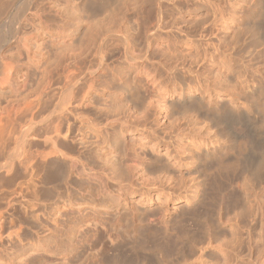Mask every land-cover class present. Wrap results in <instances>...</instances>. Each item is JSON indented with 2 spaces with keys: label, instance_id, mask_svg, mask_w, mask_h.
Here are the masks:
<instances>
[{
  "label": "rangeland",
  "instance_id": "1",
  "mask_svg": "<svg viewBox=\"0 0 264 264\" xmlns=\"http://www.w3.org/2000/svg\"><path fill=\"white\" fill-rule=\"evenodd\" d=\"M27 1L31 2L30 8L23 14L24 17L19 19V10ZM175 1L187 2L192 6L179 7L173 5ZM201 1L203 0H19L17 3L20 2V9L17 11L16 6V10L12 7L9 15L3 16L5 18L2 19V26L0 25V35H5L2 37L1 55L4 60L14 58L18 61V79L15 77L10 87L0 91L3 92L0 93V196L6 194L8 199L10 198V206L6 208L4 215L5 245L0 244V264H264V0H259L260 7L256 4L257 0H230V7L222 5L230 10L223 11L225 20L221 22L216 21L213 16L205 17L209 10L200 11L195 8ZM157 2H160V8L162 7L158 31L152 27L156 20ZM15 25L17 34L14 36ZM176 27H179L181 32ZM222 27L228 31L223 44L229 46L222 54L226 56L221 57L230 63L229 74L216 80L214 76L220 70L218 67L213 71L204 72L203 77L199 79L204 87L196 92L199 98H203L204 104L196 109L192 107V111L185 114L189 117H199L201 122V112H215L212 115L218 118L219 122L225 123L227 127L232 125L229 128H233V125L235 128L239 126L245 133L243 135L241 131H236L241 135L239 140L238 135L234 134V137L232 132H229L232 137L228 136L229 140H226V137L220 135L217 127L213 128L210 122L203 121V124L199 122L195 126L183 127L185 133L180 135L182 138L179 135L173 138L176 133L171 130L172 126L165 125L173 122L179 114H173L165 125L161 116L172 114L169 101L171 98H178L179 90L174 87V83L168 84L166 90L161 93L163 100L167 102L166 105L154 104L148 107L150 101L152 103L159 98V90L155 86L145 84L148 74L154 72L148 70L146 75H138L129 70V60L126 58L129 56L128 52L134 51L133 55L140 54L141 51L146 52L145 59L149 62L146 60L147 62H144L148 65L142 64L148 67L149 63L152 66V62L156 63L159 59L166 62L159 54L165 52L172 42L170 39L176 37L173 43L176 52L193 53L191 58L183 61L187 65L195 52L197 55L204 50H209V54L213 52V49L206 45V41L214 35L211 36L210 31L215 29L213 33H216V29ZM203 29L207 35L201 32ZM152 33H157V38L150 44L147 36L150 37ZM186 33L191 39L185 36ZM200 34H203L202 37ZM17 36L29 40V60L21 51L15 38ZM144 48L147 51L143 52ZM194 50L196 51L193 52ZM153 52L154 54H151ZM139 54L136 56H140ZM148 54L153 56L149 57ZM198 59L200 60V57ZM198 59L194 58L196 65H205V62L209 65L207 58L199 62ZM75 61L82 65V68L79 67L82 73L79 71V78L73 80L69 66ZM174 64L176 65V62ZM196 65L195 67H200ZM90 85L92 88L89 90V98L94 110L81 112L91 118L94 112H100L103 117L108 118L112 141L108 142L104 133H91L86 134L87 145L91 148H104L110 144L113 148L117 142L119 148L115 150V157L120 159L119 161L125 158L121 155L124 148L129 153L124 164L132 161L135 154L144 155L150 148L153 152L161 150L160 152L164 153L167 149L175 154L179 139L188 144L186 139L192 138L191 140L212 146L230 145L233 140L231 144L236 145H233L232 152L223 159L224 163L222 161L223 165L220 163L219 167L215 162V166L209 162L205 164L206 168L203 167V172L196 173L197 170L194 169L200 162L192 156L177 165L178 173L174 175V180L170 181L171 187L168 186L173 191L170 199L153 187H150L147 194H142L139 187L147 176L139 178L133 172V181L123 189L126 193L119 202V193L117 188L112 186V179L118 176L121 170H117V166L112 162H107L106 155L98 156L96 166L100 169L96 168L97 173L86 177L68 168V162L52 159L51 153L49 154L51 147L48 143L53 136L54 119L63 107L62 100L73 101ZM124 88L131 89V95L127 94ZM40 94L41 104L39 103L36 109L30 114L27 112L14 117L11 105L16 102L21 104L25 98L33 99ZM256 101L261 105L256 106ZM135 102H138L137 106L139 104L138 109ZM132 103L136 109L132 107ZM225 105L233 109V113L222 111V106ZM145 112L156 116V122L150 121L147 126L163 137V144L154 138L146 139L133 117L131 122L137 126L134 125L135 127L128 130L121 131L117 121L115 122L123 113L140 116ZM227 113H230V116ZM235 114L236 117L233 116ZM72 119L69 124L73 127V135L67 140L66 150L72 145L76 151L69 147L68 150L74 154L69 153L78 158V150L81 151V145L76 138L78 129L83 134L90 129L87 130V127H82ZM131 122L129 124H132ZM66 127L67 125L63 124V128ZM140 138L142 141H139ZM228 141L230 142L227 143ZM193 149L185 150L184 155L187 156L189 152L193 154ZM21 154L25 156L23 161ZM89 157L86 155L80 157V160L84 161ZM58 165L63 166L64 169L61 170L66 173H63L66 178L62 176V179H65L61 185L55 181ZM123 184L127 185L126 182ZM129 188L130 193L127 192ZM17 193L21 202V217L18 218L21 219L13 215V198ZM187 196L193 198L187 200ZM66 199L77 203H72L69 213L63 209V201ZM185 203L188 211L179 216L180 219L172 216L178 211V206ZM157 204L160 205L164 219L166 218L163 224L148 221L149 218H157L154 214L140 217L139 207L153 208ZM93 205L99 208L94 209ZM55 207L59 209L57 213ZM106 207L110 209L107 212L104 211ZM94 210L99 214L95 215ZM55 219L58 221L56 228ZM91 223L95 224L96 228H109L110 236L105 232H95V226L84 232L83 236H79L77 228L84 231ZM19 224L22 231L20 246L17 240L8 238V233L14 231Z\"/></svg>",
  "mask_w": 264,
  "mask_h": 264
},
{
  "label": "bare ground",
  "instance_id": "2",
  "mask_svg": "<svg viewBox=\"0 0 264 264\" xmlns=\"http://www.w3.org/2000/svg\"><path fill=\"white\" fill-rule=\"evenodd\" d=\"M19 0H0V25H1V22L3 21L2 19L5 18L3 16H5V14H8L10 8L13 7V9L15 8L16 10V7L18 8L17 11L20 9V2L17 3ZM161 2V1H160ZM160 2H157L155 5L157 6V15H156V20H155V23L153 24V29L156 28L155 30H157V28L159 29V21H160V15H161V3ZM173 2V1H172ZM172 2H171V7H172ZM230 3V0H203L201 2H198L196 4L197 6L195 7L196 9L198 10H209V13L207 12L206 15H204L205 17H208V16H213V18L218 21V22H221V21H224L225 20V16H224V13L223 11H227V10H230L229 8L227 7H230L231 5L229 4ZM25 5L23 6V8H21L19 10V14L18 16L20 15V18L23 16V14L25 15V13L29 10V6L31 5V2L30 1H27L26 3H24ZM223 4H226L227 7L225 6H222ZM257 5L259 3V0H257ZM20 5V6H19ZM173 5H176V6H181V5H184V6H187L188 3L187 2H174ZM258 5V6H259ZM16 6V7H15ZM163 6V5H162ZM190 6H192V4L189 3V5L187 6V8H189ZM194 6V5H193ZM183 7V6H182ZM260 7V6H259ZM176 9V7H174ZM193 8V7H192ZM191 8V9H192ZM180 9V8H178ZM186 9V8H184ZM12 10V9H11ZM13 10V11H15ZM194 10V9H193ZM11 11V12H13ZM189 11V10H188ZM195 11V10H194ZM16 12V11H15ZM17 13V12H16ZM12 13H10L11 15ZM9 15V14H8ZM13 15H14V12H13ZM11 15V16H13ZM17 15V14H15ZM253 15V14H252ZM7 16V15H6ZM9 16V17H11ZM8 17V18H9ZM24 17V16H23ZM22 17V18H23ZM16 18V17H15ZM5 20V19H4ZM7 20V19H6ZM11 20V19H10ZM16 20V19H15ZM162 20V19H161ZM9 21V19H8ZM13 21V20H12ZM19 21V20H18ZM15 22V21H14ZM5 23V22H3ZM2 23V24H3ZM203 24V23H202ZM13 25V24H12ZM2 26V25H1ZM0 26V27H1ZM4 26V24H3ZM11 26V25H10ZM161 26V25H160ZM201 26V25H200ZM203 26V25H202ZM14 27V26H13ZM204 27V26H203ZM185 28V27H184ZM201 28V27H200ZM256 28V27H255ZM2 29V28H1ZM8 29V28H7ZM14 36L17 34V27L15 25L14 27ZM177 29V27H176ZM188 29V28H187ZM186 29V30H187ZM192 29V28H191ZM190 29V30H191ZM196 29V28H195ZM208 29V28H207ZM258 29V28H257ZM6 30V29H5ZM10 30V29H9ZM151 30V29H150ZM149 30V31H150ZM155 30H151V31H154ZM179 30V27L178 29ZM183 32H184V29H182ZM185 30V32H187ZM189 30V29H188ZM206 30V29H205ZM1 31V30H0ZM158 31V30H157ZM180 31V30H179ZM195 31V30H193ZM192 31V32H193ZM210 30H208L209 32ZM215 31V29H213L212 31H210V35L212 36V38L210 37L205 43L206 45L209 47H211L213 49V52H211L209 54V50L208 48H206V50L208 51H203V53H200L199 52V55H197V52H195L196 50H194L193 52L194 53V56L192 57V59H190L191 61H189L187 65H185L183 63L186 62V58H191V54L193 53H180V52H176L174 50V46H173V43H174V39L176 38H171L170 40H172V42L169 43V45L167 46L165 52H163L162 54H159L161 57V59H165L166 62H162L163 60H160L158 62H152V66H150V63H149V67L148 66H145L146 64L148 65V63H146L147 61L149 62V60L145 59L146 57V52L145 53H142V51L140 52V56H136L138 54H135L133 55L134 51L132 52L129 51L128 53V58L127 60H129V64H128V68L129 70H132L134 72H136L138 75L140 74H147V71H152L154 72V74H148L149 76H147V78L145 79V84L146 85H150V86H155L158 90H159V93L157 96H159V98L156 99V101H153L152 103L149 102L150 105H148V107L154 105V104H165L166 105V100H163L162 98V94L165 90H166V87L168 86V84H172L174 83V87H177L176 89L179 90V96L177 99L175 98H171V100L169 101L170 102V110L172 112V114H164L161 116V118L165 121L164 125L167 123H169V121L171 120V116L173 114H179L178 118H175L173 120V122H171L169 125H165V126H169L171 127V130L173 131V133H176L173 138L176 136L178 137V135H183L184 132V128L183 127H187L188 126H195L197 125L200 121L198 120L199 117H189L187 116L185 113H187V111H190L191 109H193L192 107H194L196 109V107H200V105H203L204 104V100L203 98H199L197 95H196V92H198L199 89L202 88L203 84L201 83L200 84V78L203 77L204 75V72H209V70H215V67H218V69H220L219 71L216 72V75L214 76V79H221L222 77L224 76H227L229 73H228V70L230 69V63H228L227 61H225V54H223V51H227L228 49V44H223V40L225 38V36L228 34V31L226 29H224L223 27L221 29H216V33H213ZM9 32V31H8ZM11 32V30H10ZM13 32V30H12ZM181 32V31H180ZM191 32V31H190ZM190 32H188L190 34ZM201 32H204V29L201 31ZM2 33V32H0ZM194 33V32H193ZM198 33V32H197ZM200 33V32H199ZM206 33V32H204ZM12 34V33H11ZM157 34V33H156ZM156 34L155 33H152L151 36H147V41L149 40L150 44L151 41L156 37ZM179 34V32H178ZM181 34V33H180ZM184 34V33H182ZM192 34V33H191ZM195 36L196 33H194ZM2 35V34H1ZM0 35V91L5 89L6 87H10L14 82V79L15 77L18 75V61H15L14 58H8V60H4L3 56L1 55V48H2V43H3V39L2 37L5 35L3 34V36L1 37ZM150 35V34H149ZM201 35V34H200ZM199 35V36H200ZM203 35V34H202ZM201 35V37H202ZM204 35H207L204 34ZM186 37H189V35L186 33L185 34ZM194 36V37H195ZM179 36H177L178 38ZM192 37V36H191ZM206 38V36H203ZM208 37V36H207ZM4 38V37H3ZM17 39V43L20 44V49L22 52H24L26 54V57L27 59L29 60V54H30V42L29 40L26 38V37H15ZM190 38V37H189ZM189 38H186V39H189ZM191 39V38H190ZM154 41V40H153ZM152 41V42H153ZM146 42V41H145ZM204 42V41H203ZM148 43V42H147ZM193 43V42H192ZM176 45V44H175ZM203 45V44H202ZM206 45H204L206 47ZM224 45V47L222 46ZM147 47V46H146ZM178 47V46H177ZM196 48V47H195ZM223 48V49H222ZM224 48H226L224 50ZM210 49V48H209ZM128 50V48H127ZM130 50V49H129ZM147 51V49L144 48L143 52L144 51ZM148 50H149V47H148ZM162 50V49H161ZM200 50V48H199ZM154 51V50H153ZM201 51V50H200ZM127 52V51H126ZM130 52H132V54H130ZM151 52V51H150ZM149 52V53H150ZM161 52V51H160ZM142 53V54H141ZM156 53V52H155ZM151 54H154L151 53ZM151 54H148L151 55ZM20 55V54H19ZM127 55V53H126ZM224 56V57H221ZM153 56V55H151ZM200 57V60H204L203 58H207V62L209 63V65L207 64L206 65V62H205V65L202 63L199 64V65H196V61H194V58H196V60L198 59V57ZM135 57H137L135 59ZM150 57V56H149ZM147 57V58H149ZM156 57V56H155ZM202 57V58H201ZM217 57H220L219 59ZM153 58V57H151ZM155 59V58H153ZM157 59V58H156ZM147 60V61H146ZM198 59V62L200 61ZM142 61V62H141ZM146 61V62H144ZM154 61V60H153ZM179 61V62H178ZM82 62V61H81ZM151 62V60H150ZM176 62V65L173 63ZM177 62H178V65H177ZM197 62V64H198ZM142 63H146L145 65L142 64ZM155 63V64H154ZM83 64V63H82ZM196 66H200V67H195ZM79 67L82 68V65H80V62H73L72 64H70L69 66V73L71 74V78L73 80L75 79H78L79 78V71L81 70ZM196 69H195V68ZM80 69V70H79ZM148 71V72H149ZM81 72V71H80ZM79 73V74H78ZM82 73V72H81ZM83 77V76H82ZM16 79H18L16 77ZM142 79V78H141ZM204 81L207 82V78L204 77ZM17 83V82H16ZM75 83V82H74ZM77 84V83H75ZM49 85V83L47 84ZM136 85V84H134ZM137 86V85H136ZM149 86V87H150ZM204 87V86H203ZM92 88V86L90 85L88 87V89L83 92L82 95H80L79 97L77 96L76 98H74L73 101H71L70 99H64L62 100V106L61 107V111L59 113V115L56 117V119H54V123H53V130H52V138L50 139V147H51V152H49V154L51 153V156H52V159L56 158L57 160H61V162H68L69 163V167L70 169L72 170H75L77 171L78 175L82 174L86 177H92L94 176L97 172H96V163H97V160H98V156L99 155H106V160H108L107 162H112L113 165H116L117 166V170H121V173L118 175V176H114V179H112L113 183H112V186L116 187L117 188V192L119 193L118 194V197L117 199L119 200V202L121 201V199L124 197V194L126 193L125 190H123L125 187H128V185L130 184V182L133 181V176L131 175L133 172V174H136L140 177H146L144 178V180H142V184H140V187H139V190L141 191L142 194H147L150 189V187H153L154 189H159L161 192H163L165 194V197L168 199L172 198L173 196V191L172 189L170 188L171 185H170V181H172V179L174 180V175L176 173H178V170H177V165H179L180 163L184 162V161H187L189 159H191V156L194 158V160H197V162H200V164L198 166H196V168L194 169L197 172H203L204 171V168L205 167V164H208L210 162L211 165L215 166L214 165V162L215 164L218 165L219 167V164L221 163L222 164V161L224 158H226L230 152H232L233 150V145L235 144H231L233 142V140L231 139L232 136H234V134L238 135V138H239V131H241V134L244 135V133L242 132L243 130H240L238 127H234L233 125V128H229L227 127V125L225 123H221V121L219 122V119L218 118H214L212 114L214 113H210L208 110L206 111H203L201 112V114L199 115L201 120L205 121V122H210L212 127H217V129L219 130V133L221 136H223L224 138L226 137V140L228 139L229 140V137L228 136H231L230 139L232 140V142L228 141L227 143H229L230 145H224V144H219V145H210V144H207L205 142H196L193 140H191L192 138H187L186 140L188 141V144L187 142H184L183 139H179L178 142H179V145L177 146V149L175 151V154H173L172 152L168 151L166 149V151L164 153H161L159 151H151V148L149 149V151H146V153L144 155H139V154H135L134 156V159L132 161H130L129 163L127 164H124V162L126 163L127 162V158L129 156V153H128V150L124 148V150H122L121 152V155L125 158H123L121 161H119L120 159L116 158L115 157V150L119 148V145L117 144V142H115V146L113 148H111V145L108 144L107 147L105 146L104 148L103 147H97L95 146L94 148H91L90 145H87V135H91V133L93 134H96V135H99L101 133H104L107 138V141L110 142L112 141L111 140V132H110V128L109 127V124H108V118L106 117H103V115L100 113V112H94L93 113V118L89 117L88 115H86L85 113L81 112L82 111H93L94 108L91 107V98H89V93H90V89ZM125 89V92L127 94H130L131 95V89H127V88H124ZM136 89V88H135ZM134 90V89H132ZM152 90V89H151ZM157 91V90H156ZM174 91V90H173ZM0 93H3V92H0ZM2 95V94H1ZM129 95V97H130ZM40 96V97H39ZM34 97V96H33ZM36 97V96H35ZM33 98V99H24L23 102L21 104H16L14 105V107H12L13 105H11V110L10 112L13 113L14 117L18 115L20 116L21 114H25V113H29L31 111H33V109H36L39 105V103L41 104V94L38 95V97L36 98ZM125 97V96H124ZM132 97V96H131ZM130 97V98H131ZM143 97V96H142ZM202 97V96H201ZM2 97H0L1 99ZM129 98V100H130ZM139 99V98H138ZM146 99V98H145ZM144 99V100H145ZM148 99V98H147ZM149 99H152V98H149ZM144 100L142 102H144ZM136 101V100H135ZM141 101V100H140ZM141 102V103H142ZM168 102V103H169ZM131 103V102H130ZM133 103H134V100H133ZM132 103V107L135 108L134 104ZM136 106H137V103L138 102H135ZM256 106H259L261 104H259V102L256 101ZM249 104V103H248ZM9 105V106H10ZM3 106V105H2ZM16 106V107H15ZM139 106V104H138ZM138 106H137V109H138ZM141 106V105H140ZM207 109L206 106H203ZM264 107V106H263ZM1 108V107H0ZM202 108V107H201ZM204 108V109H205ZM223 110L222 111H226L228 110V112L230 113H233V109H231L228 105H225V106H222ZM197 109H200V108H197ZM2 110V109H1ZM9 110L8 113H9ZM192 111V110H191ZM195 111V110H194ZM202 111V110H201ZM232 111V112H231ZM235 111V110H234ZM5 112V111H4ZM251 112V111H250ZM230 113H227V115H229ZM235 113H237L235 111ZM10 115V114H9ZM134 114H128V113H123L121 115V117L118 118V120H115V122L117 123L119 129L121 131L123 130H128L129 128H133L135 126H137V124H133V122H131V118L133 117V120H135L136 123H138V126L137 127H140L139 129L142 131V133L145 135V138H154L155 140L158 141V143H162L163 144V137H160L159 134L157 133V131L155 129L152 130V128L148 127L147 124H149V122H156L155 121V118L156 116L153 115L152 113H143L141 114L140 116H133ZM212 115V117H211ZM232 115V114H231ZM7 116V115H6ZM155 116V117H154ZM230 116V115H229ZM236 117V114L233 115ZM247 116V115H246ZM8 117V116H7ZM13 117V116H12ZM15 117V118H17ZM22 117V116H21ZM25 117V116H24ZM235 117H233L235 119ZM23 118V117H22ZM74 119L75 121H77L79 124L82 125V127H87L86 129H90L89 131H87L85 134L81 133L80 130L78 129V132L79 134L77 135V139H78V142L79 144L81 145V151L78 150V152L80 153V156L77 158H74L72 157V154L70 153H73L74 154V147L71 145L69 146L71 150H73L72 152H70L69 147L67 148L66 150V147H67V144H68V141L70 139V136L73 135L71 134L72 133V128L71 125L69 124L70 120L71 119ZM220 118V117H219ZM229 118V117H227ZM250 118V117H249ZM21 119V118H20ZM72 119V120H73ZM218 119V120H217ZM18 120V119H17ZM73 120V121H74ZM240 120V119H239ZM138 121V122H137ZM203 121L202 124L204 123ZM226 121V120H225ZM254 121V119H253ZM11 122V120H10ZM112 122V121H111ZM113 122V124L115 123ZM129 122H131L133 124H129ZM200 122V123H201ZM229 122V121H228ZM9 123V122H8ZM110 123V121H109ZM241 123V122H239ZM243 123V122H242ZM247 123V122H246ZM252 123V122H251ZM63 124H66L67 127L66 128H63ZM73 124V123H72ZM112 124V123H110ZM152 124V123H150ZM236 124V123H235ZM6 125V124H5ZM4 125V126H5ZM12 125V124H11ZM131 125V126H130ZM135 125V126H134ZM206 126V124H204ZM7 126V125H6ZM5 126V127H6ZM254 126V125H253ZM1 127V126H0ZM112 127H114L112 125ZM211 127V126H210ZM11 128V127H10ZM206 128V127H205ZM243 128V126H242ZM259 128V127H258ZM3 129V128H2ZM114 128H112L113 130ZM160 129V128H159ZM209 129V128H208ZM245 129V128H244ZM6 130V129H5ZM115 130V129H114ZM113 130V131H114ZM4 131V130H3ZM82 131H83V128H82ZM86 131V130H85ZM236 131H238L239 133L237 134ZM245 131V130H244ZM229 132H232L231 135L229 134ZM4 133V132H3ZM81 133V134H80ZM251 133V132H250ZM256 133V132H255ZM92 134V135H93ZM1 135V133H0ZM214 135V134H213ZM4 136V135H3ZM7 137V135H5ZM115 136V135H113ZM112 136V137H113ZM200 136V134H199ZM220 136V137H221ZM241 136V135H240ZM74 137V136H72ZM90 137V136H88ZM181 137V136H180ZM235 137V136H234ZM182 138V137H181ZM200 138V137H199ZM198 138V139H199ZM238 138H235L236 140ZM246 138V137H245ZM4 139V138H3ZM168 139H172L171 137H168ZM234 139V141H235ZM68 140V141H67ZM72 140V139H71ZM70 140V142H71ZM185 140V141H186ZM220 140V139H219ZM224 140V139H223ZM222 140V141H223ZM240 140V138H239ZM139 141H142V139L140 138ZM1 142V141H0ZM4 142V141H3ZM46 142V141H45ZM114 142V141H113ZM207 142V141H206ZM244 143V142H243ZM2 144V143H1ZM0 144V148H2V145ZM236 145V144H235ZM238 145V144H237ZM4 147V146H3ZM239 147V146H238ZM237 147V148H238ZM195 149L194 153L191 154L190 152L188 153L187 156H185V150H189L190 149ZM193 149V150H194ZM2 150V149H0ZM50 150V149H49ZM76 151V150H75ZM236 151V150H235ZM1 152V151H0ZM70 152V153H69ZM24 153V152H23ZM144 153V152H143ZM32 154V153H31ZM76 154V153H75ZM86 155H89L90 157L84 161L80 160L81 158L83 157H86ZM77 156H78V153H77ZM185 156V158H184ZM81 157V158H80ZM21 158H22V161L25 159V156L24 154H21ZM31 158V157H30ZM48 158V157H47ZM41 159V158H40ZM43 159V158H42ZM51 159V160H52ZM21 161V163H22ZM44 161V159H43ZM43 161H40V162H43ZM87 161V162H86ZM26 162V161H25ZM59 162V161H58ZM213 162V164L211 163ZM20 163V162H19ZM20 163V164H21ZM39 163V162H38ZM57 163V162H56ZM55 163V164H56ZM224 163V161H223ZM19 164V165H20ZM41 164V163H40ZM50 164V163H49ZM62 164V163H61ZM209 164V165H210ZM24 165V164H23ZM26 165V164H25ZM38 166V164H37ZM36 166V167H37ZM41 167V166H40ZM63 166L61 165H58V167L56 168V174H55V181L58 183V184H62L64 181V179L66 178L64 174H66L64 171L65 170H61V169H64L61 168ZM207 167V166H206ZM205 167V168H206ZM211 167V166H209ZM221 167V166H220ZM22 168V167H21ZM66 167V171L68 169ZM25 169V167H24ZM40 169V168H39ZM69 169V170H70ZM98 170L100 168H97ZM10 170V169H9ZM71 170V171H72ZM207 170V169H206ZM38 171V170H37ZM41 171V170H39ZM63 171V172H62ZM37 173V172H36ZM39 173V172H38ZM45 173V172H44ZM68 174V173H67ZM13 176V175H12ZM15 176V175H14ZM65 177L64 179H62L63 177ZM70 176V175H68ZM41 177V176H40ZM48 177V176H47ZM136 178V176H135ZM11 179V178H10ZM40 179V178H39ZM141 180V179H140ZM68 181V180H67ZM67 181L65 183H67ZM127 183V185H124L123 183ZM56 183V185H57ZM70 183V181H69ZM141 183V182H140ZM172 183V182H171ZM60 184V185H61ZM68 185V184H66ZM59 186V185H58ZM168 186H170L168 188ZM167 188V189H166ZM56 189V187H55ZM131 189L129 188V191H127L128 193H130ZM190 193V192H189ZM16 194V193H15ZM57 194V193H56ZM1 195V194H0ZM191 195V194H189ZM13 196V195H12ZM57 196H59L57 194ZM19 193H17V195H14V202L13 204H15L13 207H14V210L15 211L13 215H16V217L18 218L20 216V200H19ZM193 196H187L185 199L187 200H190L192 199ZM8 196L5 194L3 195L2 197L0 196V244L4 243L3 240H4V233H5V212H6V208H8L10 206V198L8 199ZM12 199V198H11ZM59 199V198H57ZM68 199V198H67ZM66 201H63L64 203V206H63V209L64 211H67L69 213L70 211V208L71 206L74 204V205H77V203H71L70 200H67ZM7 201V202H6ZM58 202V201H57ZM57 206V205H56ZM80 206V205H79ZM160 205L157 204L156 207H148V208H145V207H139V215L140 217H146L148 215H152L154 214L155 216H157V218L154 220H151V218H147L149 222H154L156 224H163L166 220V218L164 219V215H162V211H161V208L159 207ZM11 207V208H13ZM62 207V206H61ZM93 208L94 209H97L99 208V206H96V205H93ZM101 209V208H100ZM190 209V208H189ZM55 212L57 213V211L59 210L57 207H55ZM110 209H108V207L104 208V211L107 212L109 211ZM188 211V206L187 204H182L180 206H178V211L176 213H173L172 216H174L175 218H179V216H181L182 214H184V212ZM94 214L95 215H98V211L97 210H94ZM159 216V217H158ZM21 217V216H20ZM149 217V216H148ZM16 218V220H17ZM18 219H21V218H18ZM174 219V218H172ZM180 219V218H179ZM94 221H96V219H93ZM175 220V219H174ZM178 220V219H176ZM19 221V220H18ZM58 221L55 219V224H54V227H58ZM17 223H20V222H17ZM152 223L151 226H152ZM175 223V222H174ZM15 224V223H14ZM155 224V225H156ZM16 225V224H15ZM77 225V223H75V226ZM18 227L16 228L15 227V230L8 233V238H10L11 240H17V243H18V246H20V240H21V228L19 227V225H17ZM92 226H95V224H92L91 225H87L86 228L84 231L80 230V228H77V230L79 231V236H83L84 235V232L88 231ZM150 226V227H151ZM77 227V226H76ZM146 228V227H145ZM153 228V227H152ZM148 229V228H147ZM159 229V228H158ZM93 230L95 232H98V233H101L102 232H105L107 234V236H110V234L108 233L110 230L109 228H96V226L93 228ZM163 230V229H162ZM120 233V232H119ZM117 233V234H119ZM5 241V240H4ZM12 241V242H13ZM200 242V241H199ZM198 242V243H199ZM202 244V243H201ZM3 245V244H2ZM5 245V243H4ZM192 245V244H191ZM1 247V246H0ZM4 247V246H3ZM185 247V246H184ZM200 249V247H199ZM202 250V249H201ZM186 251V250H185ZM205 251V250H204ZM189 255V254H188ZM181 256V254H180ZM181 258V257H180ZM177 263V262H176Z\"/></svg>",
  "mask_w": 264,
  "mask_h": 264
}]
</instances>
